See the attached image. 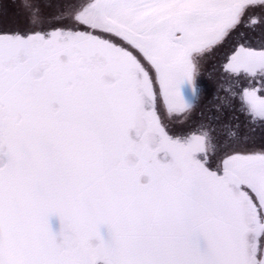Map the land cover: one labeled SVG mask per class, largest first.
I'll list each match as a JSON object with an SVG mask.
<instances>
[{
    "label": "snow or ice",
    "instance_id": "6c2138e0",
    "mask_svg": "<svg viewBox=\"0 0 264 264\" xmlns=\"http://www.w3.org/2000/svg\"><path fill=\"white\" fill-rule=\"evenodd\" d=\"M19 6L27 26H0V264H264V0H67L54 23ZM226 44L217 112L239 115L193 122Z\"/></svg>",
    "mask_w": 264,
    "mask_h": 264
},
{
    "label": "flooded vegetation",
    "instance_id": "af4514ba",
    "mask_svg": "<svg viewBox=\"0 0 264 264\" xmlns=\"http://www.w3.org/2000/svg\"><path fill=\"white\" fill-rule=\"evenodd\" d=\"M35 2L39 4L42 2V0H35ZM47 3H50L52 7H55L56 5V0H47ZM2 1L0 0V11L3 10V13L6 17L3 19L0 18V26H6L9 28H15V27H20L24 28V25L22 23V20L19 19L17 20H12V22L9 20L7 17V14H12L15 15V13L9 12L6 13L4 12V9L2 8ZM18 13H23L22 11L19 12V9L17 8ZM14 11V10H13ZM2 12H0L1 14ZM259 31L257 33H252L251 35L255 36L258 35ZM229 45H225L224 47L220 48L219 51L215 54L214 58H211V60L208 62L207 65H205L204 69L202 70V74L200 78L203 80L202 83L200 84L201 91L199 93V99L196 102L195 109H194V120L199 121L201 119V115L205 117H216L220 116V121L219 124H223L231 120V118L234 115H239L238 112L233 111L232 109H226L223 111V114L221 115L220 112H217V105H222L223 100L225 97V92L222 90L221 86L227 87V82L222 80L216 73L214 65H219L220 63L223 62V59L225 55L229 52ZM134 54V52H133ZM218 89L219 92H218ZM217 95H219L220 99H217ZM238 106V105H237ZM192 117V116H191ZM240 121H244V117L241 115ZM219 124L217 125V133L221 135L223 138L224 136L227 135L229 131H233L234 129L232 128H221L219 127ZM238 131V134L240 136L245 135L248 133V129L241 125V127L236 130ZM261 145V137L259 132L256 134L255 138V143L254 144H249V147H256L258 148ZM50 224L52 228L55 230L58 227V221L55 218L50 219Z\"/></svg>",
    "mask_w": 264,
    "mask_h": 264
},
{
    "label": "rangeland",
    "instance_id": "374dc122",
    "mask_svg": "<svg viewBox=\"0 0 264 264\" xmlns=\"http://www.w3.org/2000/svg\"><path fill=\"white\" fill-rule=\"evenodd\" d=\"M2 1V8L4 9V12H6V13H9V12H12V13H15V15H12V14H7V17L9 18V20L12 22V20H17V21H19V19L20 20H22V23L24 24V25H22V26H24V27H26L27 26V23H28V21H27V17H26V15H25V13H24V11L20 8V2H21V0H1ZM38 1V0H37ZM67 2V0H56V5H55V7H52L51 6V4L50 3H47V0H42V2L39 4V2H38V5H39V8H40V10H41V12L43 13V15L45 16V17H49V18H53V23H54V18L60 13V11L62 10V7H63V5L65 4ZM17 8L19 9V12L20 11H22L23 13H18V10H17ZM14 10V11H13ZM0 12H2L1 14H0V18L1 19H3L4 17H6L5 15H4V13H3V10L2 11H0ZM16 28V27H15ZM133 52H134V54H136L135 53V50H132ZM211 60V58L206 62V64L205 65H207L208 64V62ZM205 67V66H204ZM201 74H202V72H201ZM201 76V75H200ZM202 79L199 77V84H201L202 83ZM189 95V98H191V96H190V94H188ZM197 102V101H196ZM196 107H194V109H195ZM194 109H193V111L191 112V119L192 120H194L193 118H194ZM161 115L162 116H165V111H164V109H161ZM173 127L175 128V129H177V130H179L180 128H181V125L180 124H178V123H175V122H173Z\"/></svg>",
    "mask_w": 264,
    "mask_h": 264
}]
</instances>
